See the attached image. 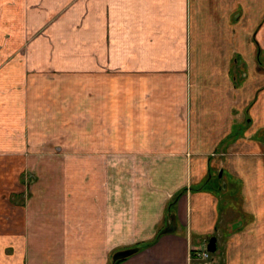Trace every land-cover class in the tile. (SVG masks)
<instances>
[{
	"label": "crops",
	"instance_id": "0c3cea01",
	"mask_svg": "<svg viewBox=\"0 0 264 264\" xmlns=\"http://www.w3.org/2000/svg\"><path fill=\"white\" fill-rule=\"evenodd\" d=\"M71 4L72 47L0 68V264H111L159 230L120 264L211 236L212 264H264V0Z\"/></svg>",
	"mask_w": 264,
	"mask_h": 264
},
{
	"label": "rangeland",
	"instance_id": "374dc122",
	"mask_svg": "<svg viewBox=\"0 0 264 264\" xmlns=\"http://www.w3.org/2000/svg\"><path fill=\"white\" fill-rule=\"evenodd\" d=\"M73 1L74 0H0V68L5 65L9 67L13 63L18 62V68H20L19 65H28L29 62V65H40L42 60L40 54L45 45H48L49 49H55L56 47H72L73 42L71 40L68 43L61 38L63 34L58 30L57 21L62 19V12L64 9L69 10L71 8L72 4L70 6L69 4ZM71 12L65 17L71 18ZM42 18L44 20H42ZM57 36L60 38L61 42L60 40L57 41ZM260 42H258L259 45L264 48V31L261 34ZM262 54L263 52L260 53L261 57H263ZM261 64V67L258 68L261 72H255V76H261V74L264 76L263 59L261 60ZM247 77L248 73L241 72L240 78L242 81ZM242 87L243 83L241 89ZM260 91L259 89L256 91L254 99L255 101L259 99V103H263L264 92L259 94ZM234 98L237 99L235 95ZM252 100L253 98L250 96L248 102H252ZM235 101L237 103V100ZM30 178L36 180L35 176L32 174ZM233 212L232 209L229 210L227 216L232 215ZM218 244H222V242L220 241ZM212 256L213 254L210 253L209 258L203 260L195 257L193 264H202L204 262L212 264L214 263L211 260Z\"/></svg>",
	"mask_w": 264,
	"mask_h": 264
},
{
	"label": "trees",
	"instance_id": "16d2710c",
	"mask_svg": "<svg viewBox=\"0 0 264 264\" xmlns=\"http://www.w3.org/2000/svg\"><path fill=\"white\" fill-rule=\"evenodd\" d=\"M262 131L264 130H261L260 133H262ZM180 193L181 192H178L172 199V203H175L176 199L180 196ZM163 231L162 230H159L156 235L154 236V238H152L151 240L149 241H146V242H143V243H140V244H137V245H134L132 247H129L127 248V250L130 251V254L127 255V256H124V257H116V254L114 253L113 254V259H112V263L111 264H120L121 262H123L125 259H127L128 257H130L131 255L135 254V253H138L139 251L145 249L146 247L150 246L151 244H153L156 239L160 236V234H162Z\"/></svg>",
	"mask_w": 264,
	"mask_h": 264
},
{
	"label": "water",
	"instance_id": "95a60500",
	"mask_svg": "<svg viewBox=\"0 0 264 264\" xmlns=\"http://www.w3.org/2000/svg\"><path fill=\"white\" fill-rule=\"evenodd\" d=\"M206 249L210 253H214L216 251V237L215 236H211L208 239L207 244H206ZM129 254H130L129 250H123V251L118 252L116 254V257H124V256H127Z\"/></svg>",
	"mask_w": 264,
	"mask_h": 264
},
{
	"label": "built area",
	"instance_id": "2783aa9c",
	"mask_svg": "<svg viewBox=\"0 0 264 264\" xmlns=\"http://www.w3.org/2000/svg\"><path fill=\"white\" fill-rule=\"evenodd\" d=\"M196 258L197 259H207V258H209V256H210V252L209 251H207V249L206 248H204L203 250H201V251H198L196 254ZM202 264H207V262H204V263H202Z\"/></svg>",
	"mask_w": 264,
	"mask_h": 264
}]
</instances>
